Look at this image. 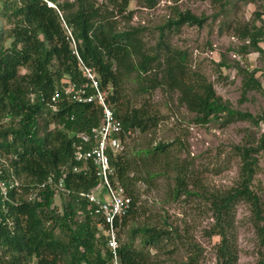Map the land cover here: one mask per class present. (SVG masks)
Here are the masks:
<instances>
[{"label": "trees", "instance_id": "16d2710c", "mask_svg": "<svg viewBox=\"0 0 264 264\" xmlns=\"http://www.w3.org/2000/svg\"><path fill=\"white\" fill-rule=\"evenodd\" d=\"M133 1L154 8L160 0H0V179L20 181L8 197L0 193V264H109L111 252L105 235H100L102 217L80 195L94 190L100 181L92 161L81 163L74 157L76 135L102 120L97 103H78L64 92L69 79L87 81L76 51L97 74L126 131L149 132L159 126L164 117L150 108L148 100L134 104L135 96L150 98L157 89L176 93L177 102L195 114L196 123L247 119L261 131L264 113L254 116L236 109L217 92L213 81L190 69L187 53L170 45L166 33L184 24L203 27L209 19L211 26L220 22L221 30L226 26L241 40L238 47L228 48L241 60L225 52L217 64L220 75L234 68L241 78L242 95L253 90L264 94L259 68L251 69L249 60L252 52L264 58V3L254 11V19L236 25L229 17L240 0H205L213 7L207 16L177 9L160 27L157 42L150 44L144 29L132 24ZM167 146L160 143L146 149V156L156 159ZM235 148L241 158L237 185L207 196L214 220L208 233L218 237L215 264H238L240 202L249 205L256 231L255 264H264V186L256 183L264 132L253 143ZM125 150L126 144L121 153L109 151L117 172L114 180L133 197L132 208L121 222L127 237L120 239L121 263L153 264L152 247L170 244L187 251V258L178 264H200V246L184 239L179 230L150 224L128 228L139 215V197L134 189L138 177L132 175ZM76 166L85 169L75 170ZM51 173L57 182L65 177L70 192L58 191L55 184L41 188ZM188 176V169L178 168L175 198L199 195L189 187ZM33 191L37 194L31 198ZM57 195L63 198L61 207Z\"/></svg>", "mask_w": 264, "mask_h": 264}, {"label": "rangeland", "instance_id": "374dc122", "mask_svg": "<svg viewBox=\"0 0 264 264\" xmlns=\"http://www.w3.org/2000/svg\"><path fill=\"white\" fill-rule=\"evenodd\" d=\"M263 3L264 0H240L238 9L235 11L232 8L233 15H230L229 20L233 19L234 25L251 21L255 17L254 11L260 9ZM130 7L134 9L132 24L144 29L145 39L150 44L157 42L160 27L174 17L177 9H188L206 16L213 13L211 3L205 0H160L154 8L133 1ZM225 27L221 30L220 22L211 26L210 19L203 27L184 24L179 29L167 30L166 41L186 52L190 69L203 73L213 81L217 92L236 109L258 116L264 113V94L253 90L242 95V82L236 69H224L223 76L218 70L217 64L225 52L229 58L238 57L235 50L228 48L241 45V40L226 31ZM249 60L251 69L259 68L257 76L264 85V58L252 52ZM225 76L229 78L225 79ZM176 96V93L157 89L150 98L143 94L134 98L136 105L148 100L150 108L164 119L156 129L149 132L131 130L126 137L124 157L132 162V175L138 177L134 189L139 197V215L128 224V228L150 224L163 229H177L184 239L200 246V264H215L218 237L208 233L214 220L207 196L237 185L241 158L235 146L253 143L262 131L247 119L230 124L196 123L195 114L179 105ZM160 143L168 145L164 152H159L156 159L152 155L146 156V149L153 150ZM259 159L261 170L256 176V183L264 186V152H260ZM178 168L188 169L189 187L198 191L199 195L174 197ZM62 203V196L57 195L56 204L61 207ZM236 224L238 264H255L258 259V240L250 207L245 202L237 205ZM126 238L121 229L120 239ZM150 252L153 264H178L187 258L185 248L170 244L164 245L162 249L152 247Z\"/></svg>", "mask_w": 264, "mask_h": 264}, {"label": "built area", "instance_id": "2783aa9c", "mask_svg": "<svg viewBox=\"0 0 264 264\" xmlns=\"http://www.w3.org/2000/svg\"><path fill=\"white\" fill-rule=\"evenodd\" d=\"M68 31L73 38L71 31L69 29ZM76 53L80 60V70L87 81L69 79L64 86V92L73 101L97 103L102 108L101 123L92 127L88 132H79L74 141L76 161L81 163L92 161L100 181L94 190L81 192L80 195L88 201L89 208L102 217L100 227H103V231L100 235H105L108 249L111 252L109 264H122L119 253L121 222L132 208L133 197L122 183L114 180L117 172L112 164L109 151L115 154L121 153L131 130L124 129L121 119L116 116L107 99L106 91L101 87L97 74L84 62L77 51ZM238 59L241 60V57L239 56ZM261 131L264 132V115L261 121ZM80 169H85V166L75 167V170ZM64 178L57 182L55 173H51L39 186L43 188L48 184H55L58 191L70 192L64 186ZM19 187L20 181L17 179L10 181L0 179V193L4 197H8L11 189ZM36 194L35 191L31 192V198H34Z\"/></svg>", "mask_w": 264, "mask_h": 264}]
</instances>
